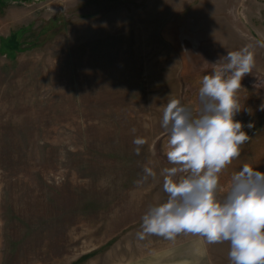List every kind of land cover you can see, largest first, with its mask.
I'll return each instance as SVG.
<instances>
[{
	"label": "rangeland",
	"instance_id": "374dc122",
	"mask_svg": "<svg viewBox=\"0 0 264 264\" xmlns=\"http://www.w3.org/2000/svg\"><path fill=\"white\" fill-rule=\"evenodd\" d=\"M257 42L264 0H0V264H230L228 242L137 233L167 200L164 106H198L202 77L249 44L234 119L250 139L221 196L245 163L264 173Z\"/></svg>",
	"mask_w": 264,
	"mask_h": 264
},
{
	"label": "clouds",
	"instance_id": "9594fccd",
	"mask_svg": "<svg viewBox=\"0 0 264 264\" xmlns=\"http://www.w3.org/2000/svg\"><path fill=\"white\" fill-rule=\"evenodd\" d=\"M222 59L224 63L220 59L211 74L202 77L198 106L173 98L163 108L166 157L174 166L160 173L166 202L149 207L137 236L171 240L194 234L208 244L228 242L230 264H264V173L245 163L231 176L223 196L219 183L221 172L241 156V146L250 139L234 117L243 108L241 81L255 67L254 46L228 51ZM133 143L138 155L146 140L136 137ZM144 172L142 180L156 178L153 169Z\"/></svg>",
	"mask_w": 264,
	"mask_h": 264
}]
</instances>
